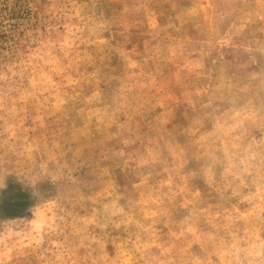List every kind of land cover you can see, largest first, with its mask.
Returning <instances> with one entry per match:
<instances>
[{"label":"rangeland","instance_id":"374dc122","mask_svg":"<svg viewBox=\"0 0 264 264\" xmlns=\"http://www.w3.org/2000/svg\"><path fill=\"white\" fill-rule=\"evenodd\" d=\"M0 264H264V0H0Z\"/></svg>","mask_w":264,"mask_h":264}]
</instances>
